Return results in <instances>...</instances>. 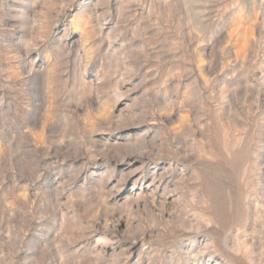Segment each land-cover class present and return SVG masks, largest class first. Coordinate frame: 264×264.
Wrapping results in <instances>:
<instances>
[{
    "label": "rangeland",
    "instance_id": "1",
    "mask_svg": "<svg viewBox=\"0 0 264 264\" xmlns=\"http://www.w3.org/2000/svg\"><path fill=\"white\" fill-rule=\"evenodd\" d=\"M0 264H264V0H0Z\"/></svg>",
    "mask_w": 264,
    "mask_h": 264
}]
</instances>
